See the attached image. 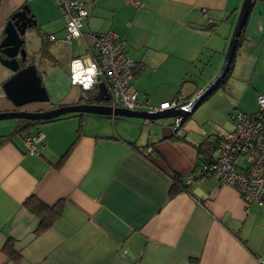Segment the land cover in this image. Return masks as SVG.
I'll list each match as a JSON object with an SVG mask.
<instances>
[{
  "label": "crops",
  "instance_id": "1",
  "mask_svg": "<svg viewBox=\"0 0 264 264\" xmlns=\"http://www.w3.org/2000/svg\"><path fill=\"white\" fill-rule=\"evenodd\" d=\"M58 1L0 0V41L6 22L25 5L36 20L26 34L37 37L39 58L57 66L65 51L68 62L87 56L89 32L113 30L135 63L131 88L149 105L190 99L214 76L203 75L209 66L218 71L242 3L82 0L84 35L67 45ZM210 21L215 25L206 30L192 27ZM239 35L228 78L185 114L180 136L172 118L71 113L26 133L16 132L19 119L0 120V264H264V203L246 207L216 176L196 173L200 143L231 130L234 113L255 112L257 96L264 95V0H252ZM44 38L47 54L41 53ZM75 42L84 57L72 55ZM11 75L0 63V112L15 110L3 89ZM76 95L23 109L88 97L87 91ZM194 114L211 123L199 134L183 126ZM37 132L43 133L37 151L26 153L24 137ZM175 177L183 187L172 191ZM29 196L62 204L60 218L39 233V218L24 205ZM11 246L19 259L8 254Z\"/></svg>",
  "mask_w": 264,
  "mask_h": 264
},
{
  "label": "built area",
  "instance_id": "2",
  "mask_svg": "<svg viewBox=\"0 0 264 264\" xmlns=\"http://www.w3.org/2000/svg\"><path fill=\"white\" fill-rule=\"evenodd\" d=\"M58 8L65 19V34L61 41L69 45L75 38L83 37L81 25L87 16L86 3L82 0H59ZM89 45L85 58L75 57L69 62V80L83 90L95 84H105L108 101L112 107L149 112L170 108H185L188 99L174 98L149 105L138 91L131 88L135 63L126 54L123 42L116 32H89ZM53 40V36H47ZM184 117H175L173 134L180 136ZM234 127L219 132V141L211 160L202 162L196 169L197 177L214 175L223 185L233 188L246 207L264 203V95L257 96V110L247 114L237 111L233 115ZM43 133L24 137L26 153H35ZM192 178H190L191 180Z\"/></svg>",
  "mask_w": 264,
  "mask_h": 264
},
{
  "label": "water",
  "instance_id": "3",
  "mask_svg": "<svg viewBox=\"0 0 264 264\" xmlns=\"http://www.w3.org/2000/svg\"><path fill=\"white\" fill-rule=\"evenodd\" d=\"M252 0H242L236 21L230 35L223 61L217 73L190 99L185 108H170L149 112L145 109L131 110L121 107H112L107 104L108 94L103 82L96 85V94L93 102L66 104L45 111H28L21 109L26 104L48 102L49 96L42 85L41 77L35 63L28 57L25 50V35L29 28L36 25V20L30 14L28 6H23L14 12L4 27V37L0 41V63L12 72V75L4 82L3 89L7 98L14 105L15 110L0 112V120L24 119L30 121L46 122L63 115L92 114L112 117L138 118L155 121L175 117H185V114L193 111L196 106L213 89L223 81L230 62L236 50L238 35L244 24L248 9ZM215 25L210 21L204 26L192 25V27L206 30ZM25 65L21 66L20 63Z\"/></svg>",
  "mask_w": 264,
  "mask_h": 264
},
{
  "label": "rangeland",
  "instance_id": "4",
  "mask_svg": "<svg viewBox=\"0 0 264 264\" xmlns=\"http://www.w3.org/2000/svg\"><path fill=\"white\" fill-rule=\"evenodd\" d=\"M234 26V24H233ZM233 26H231L229 32V38L233 30ZM228 38V39H229ZM25 50L28 57L31 60L35 61V63L40 68V74L42 76V84L46 88L47 93L49 95V99L53 103H67L70 102L71 99H77L76 92L81 94L82 96H86V91L84 92L79 85L70 84L69 80V62H68V54L67 51L63 52L62 58H60V63L57 66L50 58H46V56L39 58L38 53V39L32 33H28L25 35ZM83 47L79 44V42H75L73 45V50L71 51L72 55H80V57L85 56V52L83 51ZM39 59H41V64L39 63ZM221 63L223 61V56L221 58ZM220 63V65H221ZM219 65V67H220ZM216 67V66H215ZM214 75L217 73L216 68L207 67L205 73ZM199 114V113H198ZM14 120L9 119V122L13 123ZM204 120L198 119V116L194 114L191 119L186 121L183 126L185 128H190V131H195V134H199L202 130V126L207 129L211 125L209 122H203ZM7 122V121H6ZM206 124V125H205ZM182 128V126H181Z\"/></svg>",
  "mask_w": 264,
  "mask_h": 264
},
{
  "label": "trees",
  "instance_id": "5",
  "mask_svg": "<svg viewBox=\"0 0 264 264\" xmlns=\"http://www.w3.org/2000/svg\"><path fill=\"white\" fill-rule=\"evenodd\" d=\"M240 36V35H239ZM239 39V37H238ZM45 42H46V39L44 38L43 39V45H42V50H41V53L43 54H47L46 53V50H43L44 49V46H45ZM233 59V58H232ZM21 66H24L25 63L24 62H21L20 63ZM231 65H232V60L230 62V65H229V69L225 75V78H228L229 74H230V71H231ZM223 82H221L217 88H219L221 86ZM215 88V89H217ZM213 89L212 92L215 90ZM96 84L89 90H86L87 91V95L88 97L85 98L84 102H93L94 100V95L96 94ZM207 97V96H206ZM205 98H203L201 100L204 101ZM67 115H73V114H67ZM66 115V116H67ZM57 119V118H56ZM185 119V117H184ZM183 119V121H184ZM21 122H23V124H25L27 126V128L25 126H23L22 123L18 124L16 126V132L17 133H26L29 129V127L37 122H40V121H26V120H22L21 119ZM1 141V139H0ZM219 141V134H216L215 135V139L214 140H204L200 143V145L198 146L197 148V153L201 159V163L202 162H205V161H208V160H211L213 158V155H214V150L217 146V143ZM182 184H180V181L177 179V177H175L174 179V185L172 187V191H177V190H180L182 188ZM24 205L31 211L33 212L38 218H39V223H38V226L36 228V233H39L45 229H47L48 227H50L52 224H54L61 216V213H62V204L61 202H58L52 206H48L44 203H42L40 200H38L37 198H34L33 196H29L25 201H24ZM8 254L10 255L11 258L13 259H19V253L16 252L14 250V247H9L8 248Z\"/></svg>",
  "mask_w": 264,
  "mask_h": 264
},
{
  "label": "flooded vegetation",
  "instance_id": "6",
  "mask_svg": "<svg viewBox=\"0 0 264 264\" xmlns=\"http://www.w3.org/2000/svg\"><path fill=\"white\" fill-rule=\"evenodd\" d=\"M21 109H23V107H21ZM48 109H51V108H48ZM48 109H38V110H33V111H45V110H48ZM22 120H24V119H22ZM26 121H30V120H26ZM19 123L21 122V119H19V121H18ZM22 124H23V122H21ZM23 126H25L26 128H27V126L25 125V124H23ZM31 127V126H30ZM29 127V128H30Z\"/></svg>",
  "mask_w": 264,
  "mask_h": 264
}]
</instances>
